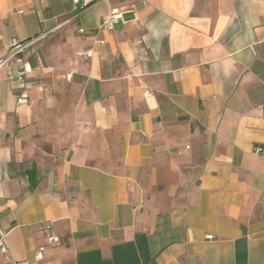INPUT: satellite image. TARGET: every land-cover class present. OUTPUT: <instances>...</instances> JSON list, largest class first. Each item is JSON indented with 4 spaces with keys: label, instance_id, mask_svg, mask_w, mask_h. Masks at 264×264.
Returning <instances> with one entry per match:
<instances>
[{
    "label": "crops",
    "instance_id": "obj_1",
    "mask_svg": "<svg viewBox=\"0 0 264 264\" xmlns=\"http://www.w3.org/2000/svg\"><path fill=\"white\" fill-rule=\"evenodd\" d=\"M82 3L0 0L9 259L264 264V0Z\"/></svg>",
    "mask_w": 264,
    "mask_h": 264
},
{
    "label": "built area",
    "instance_id": "obj_2",
    "mask_svg": "<svg viewBox=\"0 0 264 264\" xmlns=\"http://www.w3.org/2000/svg\"><path fill=\"white\" fill-rule=\"evenodd\" d=\"M31 1L40 2L44 0H31ZM73 4L75 5V7H77L78 5H80V8L83 7L82 0H73ZM119 19H120V14L116 13L115 10H112L106 17L103 18V20L101 21V26L111 27ZM44 36L45 35H39L37 37H32L31 39L27 41H23V42L13 41L7 47L6 56L0 59V67L6 64L10 60L21 62L20 55L23 54L31 45H33L34 43L42 39ZM11 78L13 79L15 86L21 90V93L17 96L16 102L18 104L25 103L26 96H27V90L33 87L34 83L30 79H28L24 73H18L16 75H13ZM253 151L258 154L262 151V148L260 146H255L253 148ZM40 229L42 232L45 233V238L47 242L46 245L53 246V245L59 244L60 242L59 237L48 232V230L50 229V223H47L46 225L41 226ZM45 246L43 245L38 248V250L36 251L35 260L42 259V251L44 250ZM0 255H3L6 257V261L8 264H31V262L28 260L15 261V260L9 259L6 232L3 231L2 229H0Z\"/></svg>",
    "mask_w": 264,
    "mask_h": 264
}]
</instances>
